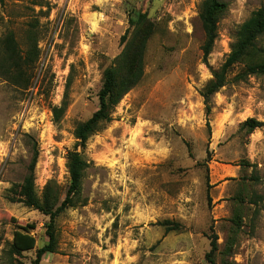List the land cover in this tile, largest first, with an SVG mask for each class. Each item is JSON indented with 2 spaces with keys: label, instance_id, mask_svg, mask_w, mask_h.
Here are the masks:
<instances>
[{
  "label": "rangeland",
  "instance_id": "374dc122",
  "mask_svg": "<svg viewBox=\"0 0 264 264\" xmlns=\"http://www.w3.org/2000/svg\"><path fill=\"white\" fill-rule=\"evenodd\" d=\"M205 1L0 0V39L14 33L27 49L33 32L41 49L31 89L0 77V264H31L49 242L50 217L20 202L35 147L38 195L49 188L52 203L70 188L68 154L77 149L90 163L56 221V252L41 264H209L214 235L217 264H264V128L241 129L249 118L264 122V76L235 82L236 65L209 117L200 94L264 0H220L228 8L208 63ZM134 10L153 24L143 78L83 150L75 129L99 108L103 73L123 51ZM166 222L179 229L167 232ZM29 225L37 248L11 254Z\"/></svg>",
  "mask_w": 264,
  "mask_h": 264
},
{
  "label": "trees",
  "instance_id": "16d2710c",
  "mask_svg": "<svg viewBox=\"0 0 264 264\" xmlns=\"http://www.w3.org/2000/svg\"><path fill=\"white\" fill-rule=\"evenodd\" d=\"M227 8V4L220 0H206L202 5L200 20L206 38L202 48L204 63H208L209 56L214 50L218 39V24ZM152 30L153 24L147 14L136 10L130 13L129 29L121 38V43L124 45L123 51L103 73V86L99 93V108L91 118L79 124L75 129L74 135L77 139L78 148L81 147L85 150L90 138L100 132L106 124L113 121L115 107L126 94L141 82L146 43L148 37L153 34ZM131 33L138 38V41H141L139 44H136L137 40H132L134 37L130 39ZM263 36L264 7L253 12L251 17L239 27L237 40L232 45L231 53L224 64L212 72V79L201 90L200 94L204 99L208 117L212 114L213 97L230 82L229 74L236 65H242L243 69L235 76V82L245 81L251 76H264V49L259 45ZM29 40L31 42L28 48L23 49L14 33L0 39V77L24 90L32 88L41 58L39 38L36 35L33 37L32 32ZM66 106L67 102H64L61 109L55 108L56 117L60 111L65 110ZM262 128H264V122L255 118H249L241 125V129L246 130L250 135ZM38 160L39 148L35 147L27 176L19 192L20 202L50 217L47 226L49 242L37 251V257L31 264H41L46 255L56 252L58 245L56 221L64 211L74 206L75 197L81 193L86 171L90 167L84 153L76 149L68 154L67 167L70 174V188L66 199L59 204L58 201L52 203L51 200L57 198L55 194L49 192V188L46 190L49 195L46 193L44 198L38 195L35 174ZM253 180L259 181V178ZM238 199V201L244 202L240 194ZM165 225L168 227L167 232L179 229L178 226H171L169 222H166ZM33 230H35V226L29 225L16 231L11 245V254L20 256L37 248V240L32 235ZM218 249V238L214 235L211 238V250L206 256L209 264H217Z\"/></svg>",
  "mask_w": 264,
  "mask_h": 264
}]
</instances>
